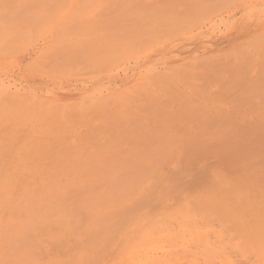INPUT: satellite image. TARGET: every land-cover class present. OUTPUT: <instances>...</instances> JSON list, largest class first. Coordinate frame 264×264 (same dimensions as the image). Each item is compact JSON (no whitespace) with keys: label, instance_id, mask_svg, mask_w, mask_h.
<instances>
[{"label":"rangeland","instance_id":"obj_1","mask_svg":"<svg viewBox=\"0 0 264 264\" xmlns=\"http://www.w3.org/2000/svg\"><path fill=\"white\" fill-rule=\"evenodd\" d=\"M263 156L264 0H0V264H264Z\"/></svg>","mask_w":264,"mask_h":264},{"label":"bare ground","instance_id":"obj_2","mask_svg":"<svg viewBox=\"0 0 264 264\" xmlns=\"http://www.w3.org/2000/svg\"><path fill=\"white\" fill-rule=\"evenodd\" d=\"M261 139H262V137H261ZM259 140H260V139H259ZM238 141H239V138L237 139V142H238ZM261 142H262V141L260 140V143H261ZM238 143H239V142H238ZM189 144H192V142L187 143L188 146H189ZM236 144H237V143H236ZM241 144H242V143H241ZM242 145H244V143H243ZM184 146H186V145H184ZM184 146H183V147H184ZM190 146H192V145H190ZM190 146H189V147L186 146V149H185V150H187V148H190ZM193 146H194V143H193ZM237 149H239V148L237 147ZM188 150H189V149H188ZM190 150H191V149H190ZM257 154H258V153H257ZM257 154H256V155H257ZM259 154H260V153H259ZM259 154H258V155H259ZM258 157H259V156H258ZM260 157H261V155H260ZM263 157H264V156H263ZM262 159H263V160H260V158H258L257 160H258V161L260 160V162H261V161L263 162V161H264V158H262ZM260 162H259V163H260ZM260 164H262L261 167L264 168V166H263L264 163H260ZM262 171H263V170H262ZM263 173H264V172H263ZM262 176L264 177V174H263ZM260 178H261V177H260ZM263 179H264V178H263ZM263 179H260L261 181L259 180L260 185L262 184L261 182H262ZM263 183H264V180H263ZM262 190H263V189H262ZM263 192H264V190H263Z\"/></svg>","mask_w":264,"mask_h":264}]
</instances>
